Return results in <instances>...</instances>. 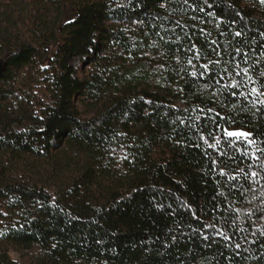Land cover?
Returning <instances> with one entry per match:
<instances>
[{"label": "trees", "instance_id": "obj_1", "mask_svg": "<svg viewBox=\"0 0 264 264\" xmlns=\"http://www.w3.org/2000/svg\"><path fill=\"white\" fill-rule=\"evenodd\" d=\"M13 247L264 264V0H0V264Z\"/></svg>", "mask_w": 264, "mask_h": 264}, {"label": "rangeland", "instance_id": "obj_2", "mask_svg": "<svg viewBox=\"0 0 264 264\" xmlns=\"http://www.w3.org/2000/svg\"><path fill=\"white\" fill-rule=\"evenodd\" d=\"M80 61L76 62V65L79 66ZM39 249L34 248L31 250H25L18 247H13L10 251V258L18 263L30 264L36 256L39 255Z\"/></svg>", "mask_w": 264, "mask_h": 264}, {"label": "snow or ice", "instance_id": "obj_3", "mask_svg": "<svg viewBox=\"0 0 264 264\" xmlns=\"http://www.w3.org/2000/svg\"><path fill=\"white\" fill-rule=\"evenodd\" d=\"M239 35V33H237ZM253 92H256L257 90L255 88L252 89ZM226 136L229 138H236V139H244L249 140L250 134L245 132H238V131H227L226 130ZM255 175V173H253Z\"/></svg>", "mask_w": 264, "mask_h": 264}]
</instances>
